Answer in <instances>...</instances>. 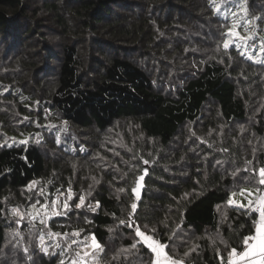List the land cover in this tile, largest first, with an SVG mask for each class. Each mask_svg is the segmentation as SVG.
I'll list each match as a JSON object with an SVG mask.
<instances>
[{"label":"trees","instance_id":"obj_1","mask_svg":"<svg viewBox=\"0 0 264 264\" xmlns=\"http://www.w3.org/2000/svg\"><path fill=\"white\" fill-rule=\"evenodd\" d=\"M212 8V0H0V144L29 139L0 147V264H59L37 250L26 222L31 260L9 235L16 225L8 210L40 199L25 190L34 180L52 181L51 194L71 182L75 202L91 191L86 204L100 203L96 213L73 206L69 217L50 219L51 231L94 233L105 250L100 264L137 261L113 257L138 239L120 220L144 167L136 219L157 230L166 251L179 258L198 244L186 264H220L211 243L219 237L227 264L231 247L242 250L253 219L226 202L260 187L264 65L234 47L231 60L216 51L229 22ZM247 8L262 29L264 0ZM151 256L142 249L144 264Z\"/></svg>","mask_w":264,"mask_h":264},{"label":"snow or ice","instance_id":"obj_2","mask_svg":"<svg viewBox=\"0 0 264 264\" xmlns=\"http://www.w3.org/2000/svg\"><path fill=\"white\" fill-rule=\"evenodd\" d=\"M223 4L234 5V8L229 9L228 14L224 15L225 19L228 18V15L233 19L230 26L222 25V27H227V31L223 34L225 38L222 43L217 45L216 51L220 55L227 56L228 59L231 60L232 57L229 54V49L234 47L244 59L251 61L253 64L264 65V38L259 39L258 50L253 51V49L256 48L257 20L261 18L249 17L247 0H223ZM222 6V4H215L212 8L213 13L217 16L222 15ZM241 27L247 35L240 34L239 29ZM221 49H223L222 52ZM27 119V117L24 118V120ZM35 142L39 144L41 141L37 139ZM28 143L29 139L26 137L19 141L13 139L12 143L5 141L4 144H0V147H4L5 145L9 148L19 145L27 146ZM57 143L59 144V138H57ZM201 143H204V141L201 140ZM223 151L226 152L228 149H224ZM22 159L27 162L26 156L22 157ZM142 163L148 165L149 161L143 160ZM217 163L220 164L221 161H217ZM246 163L251 164V161H247ZM73 167L75 168V165ZM142 171L144 175L136 177L134 186L131 189L135 196V200L130 205L131 211L125 219L120 220V225L131 229L138 239H134L130 246L122 248L113 259L137 257V261H132L131 264H144L143 260L140 258V253L143 248H147L149 252L152 253L150 264H186L191 254L198 252L200 245L194 244L182 257L176 258L174 255H171L169 251H166V249L171 248V245L163 243L158 238V233L155 228L149 229L147 225L141 226L136 219L138 202L142 200L141 191L144 187V177L149 174V169L147 167L143 168ZM239 171V169L233 171V177H235ZM244 171H251L254 175L257 174L255 169L250 170L245 168ZM250 178L251 177H245L244 179ZM93 182L98 183L95 179ZM51 183L52 181H47L42 186L37 187L41 185V181L34 180L29 182V184L25 186V190L32 193L33 196L42 197L43 199H36L28 208L15 206L8 210L7 214L13 218V222L16 225V228L11 229L9 232L11 237L16 238V245H13V247L17 245L23 246L24 233L20 231V226L22 223L26 222L28 225V238L31 239L35 233L36 246L45 255H58L60 257L59 264H66V262L67 264H100L102 253H104L105 250L94 233L85 235L82 239H79L84 229H73L70 232L65 231L61 233L51 231L48 225V221L51 217H69V214L73 210V206L77 210L87 208V210L96 213L100 207L99 201H97L95 205L92 203L86 204L87 197L91 195V191H88L87 193L79 195L78 202H75L74 197L76 194L73 192L71 182L65 191L62 192L57 188L56 193L51 194L47 187V185ZM257 184L260 185V187H253L252 190L240 189L239 192L233 191L228 198V206L235 208L239 214L252 218L256 227L254 233L250 232L242 238V250L238 246H233L227 251V264H264V167H261L258 171ZM118 191L124 192L125 189L120 188ZM237 195L247 198V204L235 200L234 197ZM241 209L244 211H240ZM253 214L256 215L254 216ZM87 222L92 223L91 220ZM37 224H39V228H37ZM177 227H179V225ZM108 231L111 233L113 229L109 228ZM174 236L175 232L169 236V240L172 241ZM217 240H219V244L224 245L225 249L229 246L222 238H211V243L216 248V258L219 259L220 264H225V256L217 246ZM49 241H51V243H49ZM8 243L11 244L12 241L9 240ZM57 249H59L58 252ZM23 251L27 258L31 260L28 247L23 246Z\"/></svg>","mask_w":264,"mask_h":264},{"label":"rangeland","instance_id":"obj_3","mask_svg":"<svg viewBox=\"0 0 264 264\" xmlns=\"http://www.w3.org/2000/svg\"><path fill=\"white\" fill-rule=\"evenodd\" d=\"M215 4H222V5H223V6L221 7V13H222V15H221L220 17L223 18L224 20L228 21V22H229V26H230L233 18H232L230 15H228V18L225 19V18H224V15H227V14H228V10L234 8V5H233V4H223V0H212V5L214 6ZM260 29H261V28H259V27L257 26V40L255 41L256 48L253 49V51L258 50L259 39H260V38H264V27H263L261 30H260ZM239 31H240V34H241V35H247V33L244 32V29H243L242 27L239 29ZM159 90H161V91L163 92V93H161V94H165V93H164V90H163V86H160V87H159ZM168 90H169V89H168ZM7 138H9V137H7ZM7 138H6V139H7ZM13 139H15L16 141H19V140H22V139H24V138H22V137L12 138V142H13ZM40 186H41V185H38L37 187H40ZM240 189L252 190V187H242V188H240ZM240 189L237 190L236 192H239ZM231 193H232V192H231ZM231 193L229 194V196L231 195ZM229 196H228V198H229ZM40 199H41V197H40ZM42 199H43V198H42ZM234 199L237 200V201H239L240 203H243V204H247V202H248L247 198H245V197H241V196H239V195L235 196ZM227 201H228V200H227ZM226 204H227V202H226ZM227 206H228V204H227ZM231 208H232V207H231ZM55 217H57V216L51 217L50 219L55 218ZM50 219H49V220H50ZM48 222H49V221H48ZM37 226L40 227L39 224H37ZM82 238H83V236H81L79 239H82ZM72 239H77V238H72ZM49 243H51V241H49ZM36 247H37V246H36ZM37 250L40 251V249H39L38 247H37ZM57 250H59V249H57ZM50 251H51V249H50ZM40 252H41V251H40ZM41 253H42V252H41Z\"/></svg>","mask_w":264,"mask_h":264},{"label":"water","instance_id":"obj_4","mask_svg":"<svg viewBox=\"0 0 264 264\" xmlns=\"http://www.w3.org/2000/svg\"><path fill=\"white\" fill-rule=\"evenodd\" d=\"M144 168H145V167H144ZM141 175H144L143 171H142V174H141ZM146 177H147V175L144 177V182H145V180H146ZM144 188H145V184H144V187H143V189H142V191H141V196H142V194H143ZM132 196L135 197L133 193H132Z\"/></svg>","mask_w":264,"mask_h":264},{"label":"built area","instance_id":"obj_5","mask_svg":"<svg viewBox=\"0 0 264 264\" xmlns=\"http://www.w3.org/2000/svg\"><path fill=\"white\" fill-rule=\"evenodd\" d=\"M256 215V214H255ZM254 226L256 227V225L254 224Z\"/></svg>","mask_w":264,"mask_h":264}]
</instances>
